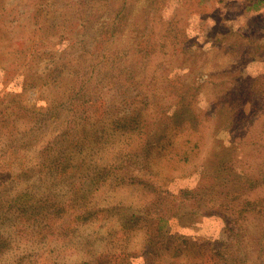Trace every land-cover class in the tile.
<instances>
[{"label":"rangeland","instance_id":"1","mask_svg":"<svg viewBox=\"0 0 264 264\" xmlns=\"http://www.w3.org/2000/svg\"><path fill=\"white\" fill-rule=\"evenodd\" d=\"M14 1L2 0L5 8L0 10V264H245L241 242L252 251L260 229L251 226L240 236L244 219L206 213L208 207H218L216 200H229L212 186L179 192L197 186L203 153L192 161L194 167L169 164L171 179L161 178L164 169L158 170L161 174H149L152 168L131 169V177L141 176L155 184L151 187L119 184L97 172L96 165L111 169L110 162L117 160L109 154L111 146L101 143L105 117L114 119L134 105L129 103L134 95L130 79L124 82L116 73L119 49H127L136 32L147 45L161 43L165 52L156 55L163 64L154 72V98L158 105L164 103L163 110L153 105L147 110L149 136L173 130L169 116L178 100L192 99L200 109L211 106L209 122L218 137L239 108L259 111L264 95V2L125 0L128 25L114 42L117 46L110 44L111 58L97 54L69 62L51 81L49 67L76 59L83 42L91 51L94 46L87 42L95 38L102 49L101 22L96 20L90 30L85 20L63 19L56 9L61 0H32L37 3L33 8L23 1L14 6ZM195 38L198 45H191ZM5 44L11 49L3 53ZM180 47L186 49L184 55ZM32 50L35 56L27 62ZM76 69L83 91L70 100L73 84L66 73ZM76 123L91 127L101 143L89 150L85 144L83 164L69 157ZM155 152L156 147L147 145L144 159ZM187 203L197 205L196 211ZM247 206L252 213L257 209ZM159 216L166 220L159 221ZM248 255L251 264H258L253 252Z\"/></svg>","mask_w":264,"mask_h":264},{"label":"trees","instance_id":"2","mask_svg":"<svg viewBox=\"0 0 264 264\" xmlns=\"http://www.w3.org/2000/svg\"><path fill=\"white\" fill-rule=\"evenodd\" d=\"M22 1L24 5L33 4L29 5L31 8L37 4L32 0H18V2H13L14 6ZM117 1L80 0L77 4L72 0H61V5L56 7V9L60 10L58 16L63 19L64 17L67 19L69 16L85 20L89 24L87 27L90 30L96 20L101 22L100 27L103 35L99 38V41H102L103 45L102 49L99 50L95 38L93 41L88 40L87 44L92 43L94 46L90 51L85 47L83 48L86 45V41L83 42V51L77 54L78 57L76 59H68L65 63L53 64L49 67L47 80L54 81L57 79V74L64 72V65L69 62L79 63L89 59L91 55L95 56L97 54L104 59L111 58V53L114 50L110 47V44L113 43L115 45L114 42L122 35L120 31L126 30L127 21L129 20V15L125 11V0ZM257 2H264V0H257ZM38 4L41 6L43 1ZM4 8L5 5H3L1 0L0 10H4ZM40 10V8L36 9V14ZM130 25L133 26L132 23ZM38 29H41V27H38ZM107 34L108 38L105 39ZM139 35L137 32L135 33L134 42L127 49H119V52H121V55L118 56L120 65L117 67L118 72L116 73V76L123 78L124 82L130 79L128 85L133 88L134 95L129 103H134V105L128 107L127 110H122V114L115 116L114 119L113 116L105 117V123L101 125L103 126V134L100 135L101 143L111 146L109 154L116 155L117 160L113 159L110 162L113 166L111 169H107L106 166L102 168L96 165L97 172L102 175L105 174L108 178H114L119 184H142L143 186L151 187L155 184L150 181H143L141 176L131 177L129 175L131 169L135 167L139 172L145 168H152L148 170L149 174H161L158 170L164 169L167 173H162L161 178L171 179L172 170L168 167L169 164L176 161V168L177 164L180 163L183 165L191 163V167H194L195 164L192 161L203 153L197 165L202 173L197 186L192 189H181L179 191L180 194H191L201 188L212 186L213 190L217 189L219 191V194L228 195L229 200H216L218 207H215V209L208 207L205 212L219 214L225 220L228 217V219L236 222L244 219L245 221L239 226L237 231L240 236L246 235L247 229L251 226L259 228L260 233L254 238L256 247L252 251L248 249L246 243H241L245 246L243 252L244 263L251 264L247 256L253 252L255 260H258V264H261L262 259H264V241H261L264 236V193L261 197L258 195L264 190V95L260 98L259 111L249 109L246 112L241 107L235 116L230 115L227 119L230 123L228 126H223V132L219 137L213 135L214 127L212 122H209L212 118L211 106L200 109L192 99L177 101L176 111L169 116L171 119L169 127L175 124L170 133L163 135L164 132H162L158 137L149 136L145 115L147 110L152 105L159 107L157 110H163L161 105L164 103L158 105L155 102L156 98H154V92H158L156 89L157 79H155L154 72L160 69L163 64V59L156 57V55L161 54L162 56L165 52H162L160 48L161 43L156 44L153 42V44L147 45L144 39L139 40ZM195 40L196 38L191 40L190 44L198 45ZM217 40L219 41L220 38ZM2 41L4 42V40ZM9 46V44H5V49L2 52L6 53L8 49H11L8 48ZM180 49L181 54L184 55L186 49L183 47H180ZM35 52V50L31 51L27 62L30 57L35 56ZM66 53L64 52L63 57L60 58L62 61ZM51 55H55V52L51 53ZM191 61L192 59L189 62ZM149 69H151V75L148 76L147 71ZM89 72L88 79H91L92 70ZM78 76L82 77L79 69L70 70L66 73V78L73 84V86H70V100L80 97V92L83 91L82 81L79 80ZM262 93L264 94V91ZM162 100H164L163 97ZM160 116L162 117V115ZM74 127L76 128L73 136L74 140L70 144L74 148L71 150L72 154L70 153L69 157L71 160L75 159L83 164L88 156L85 144L88 145L89 150L90 145L101 147V143L97 136L94 135L91 127L84 129V126H78L77 123ZM84 134H87V138ZM208 136L211 137V141L209 140L208 144L205 145ZM119 143L120 145H113ZM147 145L156 147V152L153 155H147L151 158L145 160ZM204 174L207 176L204 177ZM207 181L210 182L207 183ZM162 183H164L163 180L159 184ZM159 187L161 186L159 185ZM251 192L257 196L253 197ZM250 196L254 200L249 199ZM249 204H254L257 207L253 213L248 209L249 206L247 205ZM187 205L190 210L196 211L195 207L197 205L191 203H187ZM251 213L252 215H250ZM158 219L159 221L166 220L164 216H159ZM159 229L160 227L158 226L156 231L158 232ZM180 238L183 243L189 242L186 238ZM219 252L220 250L216 251V253Z\"/></svg>","mask_w":264,"mask_h":264}]
</instances>
